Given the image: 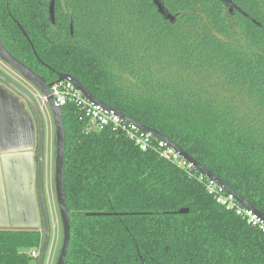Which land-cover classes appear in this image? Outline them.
<instances>
[{
    "label": "trees",
    "instance_id": "16d2710c",
    "mask_svg": "<svg viewBox=\"0 0 264 264\" xmlns=\"http://www.w3.org/2000/svg\"><path fill=\"white\" fill-rule=\"evenodd\" d=\"M156 1L174 21L154 0H11V15L0 0V38L48 83L70 75L164 135L264 216V0H232L245 15L223 0ZM63 124L65 264H264V236L197 168L90 130L74 105ZM43 238L0 229V264H38Z\"/></svg>",
    "mask_w": 264,
    "mask_h": 264
},
{
    "label": "water",
    "instance_id": "95a60500",
    "mask_svg": "<svg viewBox=\"0 0 264 264\" xmlns=\"http://www.w3.org/2000/svg\"><path fill=\"white\" fill-rule=\"evenodd\" d=\"M228 5L231 6V10L237 9L240 13L244 14L240 9H238L232 2V0H223ZM10 2L11 0H8V13L11 15L10 12ZM154 3L157 5L159 12L166 16L167 19H170L174 21V19L165 14V11L162 7V5L154 0ZM245 15V14H244ZM50 21L51 23H54V10L51 9L50 12ZM17 23V22H16ZM18 24V23H17ZM259 25V24H258ZM20 29L23 31V28L18 24ZM260 26V25H259ZM24 35L26 33L23 31ZM27 36V35H26ZM32 45V44H31ZM33 48V46H32ZM34 50V48H33ZM36 54V53H35ZM0 59L7 65H9L11 68H13L15 71H17L19 74H21L24 77V81L29 83L30 86H35L39 88L43 94L47 95L49 97V107L53 113L55 124H56V170H55V185H56V197H57V203L58 208L60 212V217L62 221L63 226V243L62 248L60 251V255L57 261V264H65L67 261L69 249H70V243H71V219H70V213L67 206V200L65 195V188H64V159H65V131H64V124H63V108L60 106H57L50 97V88L53 86L54 83H60L64 80H72L73 84L87 97L89 100L96 104H100L104 106L105 108H108L110 110H114L105 103L98 100L90 91H88L79 80L75 79L74 77L70 75H65L61 73H56L58 79L55 82L48 83L42 76L35 73L33 70H31L29 67L21 63L19 60H17L15 57H13L5 48L3 45L1 38H0ZM0 81L6 85L9 89L20 95L29 105L31 108L38 124L39 129V142H38V201L41 211V218L43 221V245L40 249V253L38 256V264H44L46 252L49 246L50 242V235H51V226H50V220L49 215L47 211V203H46V197H45V187H44V179H45V159H44V146H45V127H44V121L43 117L40 112V108L38 106V103L36 99L28 92V88L22 87V85L17 84L14 80L9 79L5 75H3L0 72ZM35 96V95H34ZM117 114H119L124 120L127 122L136 124L140 129L143 131L149 132L153 134L156 138L159 140H162L164 142H167L170 147L174 148L182 157L187 159L189 162L193 163L195 167L201 172L204 173L206 176H208L211 179L216 180L220 185H222L226 191L230 194H232L235 199L241 203L245 208L247 209H253L244 199H242L237 193H235L231 188H229L226 184H224L222 181H220L215 175H213L210 171L202 167L199 163H197L195 160L189 157L185 152H183L179 147H177L173 142L169 141L164 135L161 133L148 128L144 125H141L137 123L135 120L131 119L130 117L114 110ZM189 211L187 209L180 210L179 214H187ZM258 214L262 216L264 219V216L261 215L259 212Z\"/></svg>",
    "mask_w": 264,
    "mask_h": 264
},
{
    "label": "crops",
    "instance_id": "0c3cea01",
    "mask_svg": "<svg viewBox=\"0 0 264 264\" xmlns=\"http://www.w3.org/2000/svg\"><path fill=\"white\" fill-rule=\"evenodd\" d=\"M10 113L15 114L14 119ZM38 142V124L31 108L0 81V229L43 228Z\"/></svg>",
    "mask_w": 264,
    "mask_h": 264
},
{
    "label": "built area",
    "instance_id": "2783aa9c",
    "mask_svg": "<svg viewBox=\"0 0 264 264\" xmlns=\"http://www.w3.org/2000/svg\"><path fill=\"white\" fill-rule=\"evenodd\" d=\"M36 97V96H35ZM50 97L55 104L60 107L74 105L78 108L84 119L88 123L90 130L102 131L111 129L115 132H122L132 141L141 151H153L160 157L171 161L181 169L190 171L196 169L195 165L182 157L167 142L159 140L153 134L143 131L136 124L127 122L114 110L105 108L89 100L73 84L72 80H64L60 83H54L50 88ZM38 98L39 108L48 105L49 97L45 94ZM40 108V109H41ZM204 185L206 192L215 202L224 208L227 212L234 213L237 217L245 221L249 226L256 228L264 236V219L256 210L247 209L239 203L235 197L228 193L226 189L216 180L209 178L204 173L198 178ZM40 251H33L31 256L36 258Z\"/></svg>",
    "mask_w": 264,
    "mask_h": 264
},
{
    "label": "rangeland",
    "instance_id": "374dc122",
    "mask_svg": "<svg viewBox=\"0 0 264 264\" xmlns=\"http://www.w3.org/2000/svg\"><path fill=\"white\" fill-rule=\"evenodd\" d=\"M0 69L5 71V74L10 79L14 80L17 84L22 85V87L28 88V92L36 99L42 95V91L35 87L30 86L29 83L24 81V77L11 68L9 65L1 61L0 59ZM36 97H35V96ZM38 98L36 99V101ZM38 103V101H37ZM38 105H40L38 103ZM41 108V107H40ZM41 115L44 121L45 127V146H44V159H45V197L47 203V211L51 226L50 242L46 252L44 264H57L60 251L63 243V226L60 217V212L56 197V185H55V170H56V124L53 113L49 105H44L40 109ZM9 117L14 119L15 114L10 113ZM15 126H17L15 124ZM40 226H37V228Z\"/></svg>",
    "mask_w": 264,
    "mask_h": 264
},
{
    "label": "flooded vegetation",
    "instance_id": "af4514ba",
    "mask_svg": "<svg viewBox=\"0 0 264 264\" xmlns=\"http://www.w3.org/2000/svg\"><path fill=\"white\" fill-rule=\"evenodd\" d=\"M0 72L3 74V75H5L6 77H7V75L5 74V71H3L2 69H0ZM9 78V77H8ZM10 79V78H9ZM43 223V222H42ZM42 226H43V224H42ZM40 253V252H39Z\"/></svg>",
    "mask_w": 264,
    "mask_h": 264
}]
</instances>
